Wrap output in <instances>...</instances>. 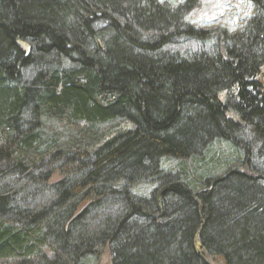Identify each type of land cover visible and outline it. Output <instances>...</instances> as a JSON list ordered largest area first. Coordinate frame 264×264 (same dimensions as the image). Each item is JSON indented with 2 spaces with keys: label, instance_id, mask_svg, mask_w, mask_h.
<instances>
[{
  "label": "trees",
  "instance_id": "obj_1",
  "mask_svg": "<svg viewBox=\"0 0 264 264\" xmlns=\"http://www.w3.org/2000/svg\"><path fill=\"white\" fill-rule=\"evenodd\" d=\"M236 1L229 32L0 0V264H264V0Z\"/></svg>",
  "mask_w": 264,
  "mask_h": 264
},
{
  "label": "rangeland",
  "instance_id": "obj_2",
  "mask_svg": "<svg viewBox=\"0 0 264 264\" xmlns=\"http://www.w3.org/2000/svg\"><path fill=\"white\" fill-rule=\"evenodd\" d=\"M165 1L172 6L184 4L186 2V0ZM192 1L193 3L191 4L186 19L191 26L205 30L221 28L232 32L239 29L244 20L249 16L251 9L248 4L236 0ZM212 47V41H210L206 47L197 41H185L172 45L168 49L184 55L200 49L211 50Z\"/></svg>",
  "mask_w": 264,
  "mask_h": 264
},
{
  "label": "bare ground",
  "instance_id": "obj_3",
  "mask_svg": "<svg viewBox=\"0 0 264 264\" xmlns=\"http://www.w3.org/2000/svg\"><path fill=\"white\" fill-rule=\"evenodd\" d=\"M199 5V4H198Z\"/></svg>",
  "mask_w": 264,
  "mask_h": 264
}]
</instances>
